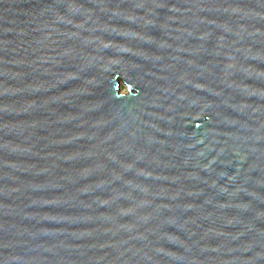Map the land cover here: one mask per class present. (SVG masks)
I'll list each match as a JSON object with an SVG mask.
<instances>
[{
	"label": "water",
	"instance_id": "95a60500",
	"mask_svg": "<svg viewBox=\"0 0 264 264\" xmlns=\"http://www.w3.org/2000/svg\"><path fill=\"white\" fill-rule=\"evenodd\" d=\"M0 264H264V0H0Z\"/></svg>",
	"mask_w": 264,
	"mask_h": 264
},
{
	"label": "rangeland",
	"instance_id": "374dc122",
	"mask_svg": "<svg viewBox=\"0 0 264 264\" xmlns=\"http://www.w3.org/2000/svg\"><path fill=\"white\" fill-rule=\"evenodd\" d=\"M121 89H122V90H124V87H123V85H121Z\"/></svg>",
	"mask_w": 264,
	"mask_h": 264
}]
</instances>
